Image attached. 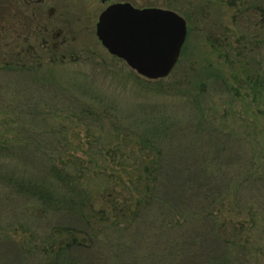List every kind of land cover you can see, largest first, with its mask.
Returning <instances> with one entry per match:
<instances>
[{"label": "rangeland", "instance_id": "rangeland-1", "mask_svg": "<svg viewBox=\"0 0 264 264\" xmlns=\"http://www.w3.org/2000/svg\"><path fill=\"white\" fill-rule=\"evenodd\" d=\"M118 1L123 0H0V133L9 125L13 130L18 127L13 121L23 113L21 105L29 114V106L43 99L52 107L44 105V115L56 113L48 126L54 132L39 138L44 146H51L52 158L59 164L78 160L76 165L85 166L91 157L97 161L94 173L87 170L96 196L93 257L79 255L81 264H96L98 259V264H142L141 260L151 264L154 246L142 245V237L156 232V238L162 239L172 232L165 229L171 223H178L173 232L183 231V213L154 207V196L145 199L143 190L134 189L142 175L139 167L157 161L137 135L143 129L154 130V123L170 131L159 147L163 156L175 153V158L162 159L166 174L175 170L167 168L169 162L198 164L207 156L193 153L199 148L194 147L191 126L203 110L213 116L211 125L226 130L231 139H244L241 150L248 155L236 158L250 159L248 175L264 178V95L256 97L249 84L254 69L264 70V3L126 0L140 8H169L187 22L178 63L167 77L152 80L112 56L96 35L100 14ZM40 123L39 117L28 115L24 127L39 136ZM221 162L212 169L218 171ZM227 168L225 164L222 174ZM251 180L250 190L237 198L232 191L222 193L210 209L227 232L233 228L242 232L253 264H264V182L258 189ZM107 196L132 200L125 218L115 217ZM139 201L149 206L136 212L138 220L130 224ZM63 225L91 231L67 214L42 212L34 200L0 185V264L50 261L53 255L47 253L57 251L68 239L55 233L54 227ZM85 242L90 244L88 239Z\"/></svg>", "mask_w": 264, "mask_h": 264}, {"label": "trees", "instance_id": "trees-1", "mask_svg": "<svg viewBox=\"0 0 264 264\" xmlns=\"http://www.w3.org/2000/svg\"><path fill=\"white\" fill-rule=\"evenodd\" d=\"M261 2L264 3V0ZM256 7L259 5L256 4ZM258 64L260 67L261 64ZM252 72L254 73H252V78L249 77L251 86L249 87L256 90V97L264 95V70L260 68V70L254 69ZM223 79L227 82V78L223 77ZM44 105L52 110L49 102L43 99L35 105L29 106V114H25V108L21 105L24 108H22L23 113L18 117L19 119L17 118L19 121L16 119L13 121V124L18 127L13 130L9 125L5 133H0V185L6 190L34 200L41 206L44 213L67 214L76 222L89 227L91 230L89 233H83V230L75 227L66 229L65 225L54 227L58 228L55 232L57 235H65L68 239L57 251L47 253L48 256L53 255V257L45 263L81 264L82 259H79V255L87 254V256L93 257L92 237L95 238L96 235L95 227L92 224L96 196L90 188L87 170L89 173L91 171L94 173L97 161L91 157L85 166L84 163L76 165L78 160H67L59 164L52 158L51 146H44L39 138L49 136L54 132L53 128L48 126H50L51 120H55L56 113L46 112L44 115ZM41 108L42 110H40ZM34 111L36 112L33 113ZM28 115L40 118L43 131L39 136L33 134L32 128L30 130L24 127ZM212 117L204 114L202 110L191 126L192 132L195 134L193 136L194 147L199 148L191 147L194 149L193 153H204L207 156H204L203 161L198 164L183 165L179 162L178 165L169 162L167 168L175 169L171 174H166L163 171L165 164L162 159L175 158V153L167 157V154L163 156V152L159 150L163 142L169 139L170 131L164 126L161 128L154 123V130L143 129L137 134L145 149L154 151L157 161H154V164L149 162L139 167L142 175L136 180L137 184L134 189L143 190L145 199L147 197L153 199L154 196V207H169L170 212L183 213L185 217V221L180 227L183 230L181 233L173 232V227L178 223H171L173 226L170 225V228L165 227V229H170L172 232L166 233L162 239L158 235L156 238V232L152 235L149 233L150 236L146 234L145 238L142 237V245L154 246V259L151 260V264H253V258H251L253 255H250L248 242L242 238V232L238 229L236 231L234 228L227 232L226 225L218 220L211 209L217 205V198L222 193L232 191L236 198L240 197L244 194L242 191L246 192L249 189V185L252 183L251 179L259 189L264 178H252L248 175L252 173L249 172L250 168H246L248 166L246 162L250 159L248 160L244 156L245 161L236 158L239 154L240 157L241 154L248 155L247 152L244 153L241 150L244 139H231L226 130L211 125L209 120ZM176 121L180 122V119ZM223 139L226 140L223 141ZM197 143H200V146ZM95 154L89 153V155ZM220 159L222 160V164H219L220 168L218 171L213 170L212 167H217L215 163ZM225 164L228 168L222 174ZM170 175L173 176V179L169 178ZM141 180H143L142 183ZM159 191L165 193L161 195ZM255 191L257 190L255 189ZM107 198L109 199L107 203L111 205L115 217L125 218L132 200L129 199V202L116 197L113 199L111 196H107ZM137 205L138 209L137 211L135 209L134 214L131 215L130 224L138 220L136 212H144L149 206L148 203L140 205V201L137 202ZM129 227L132 229L131 226ZM147 231L149 232V230ZM97 232L99 233V230ZM161 234L164 235V230ZM90 235L91 237H89ZM86 239L90 244L85 242ZM141 261L144 264V260ZM99 262H101L100 259L96 264ZM135 264L141 263L136 261Z\"/></svg>", "mask_w": 264, "mask_h": 264}, {"label": "water", "instance_id": "water-1", "mask_svg": "<svg viewBox=\"0 0 264 264\" xmlns=\"http://www.w3.org/2000/svg\"><path fill=\"white\" fill-rule=\"evenodd\" d=\"M187 33L186 20L175 11L129 3L109 6L96 25L98 39L112 56L152 80L167 77L176 66Z\"/></svg>", "mask_w": 264, "mask_h": 264}, {"label": "flooded vegetation", "instance_id": "flooded-vegetation-1", "mask_svg": "<svg viewBox=\"0 0 264 264\" xmlns=\"http://www.w3.org/2000/svg\"><path fill=\"white\" fill-rule=\"evenodd\" d=\"M108 0H102V2L103 3H105V2H107ZM118 3H129V4H131L133 7H135V8H138V9H144V8H153V7H144V8H140V7H138V6H135L132 2H130V1H118V2H111L105 9H104V11L109 7V6H111V5H113V4H118ZM168 10H171V9H169L168 8ZM173 11V10H172ZM101 15V14H100Z\"/></svg>", "mask_w": 264, "mask_h": 264}]
</instances>
